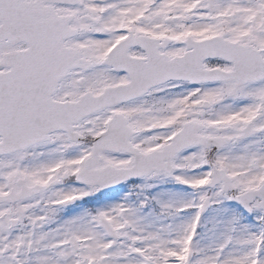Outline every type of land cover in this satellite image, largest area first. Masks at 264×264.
Instances as JSON below:
<instances>
[{"label": "snow or ice", "instance_id": "1", "mask_svg": "<svg viewBox=\"0 0 264 264\" xmlns=\"http://www.w3.org/2000/svg\"><path fill=\"white\" fill-rule=\"evenodd\" d=\"M0 264H264V0H0Z\"/></svg>", "mask_w": 264, "mask_h": 264}]
</instances>
